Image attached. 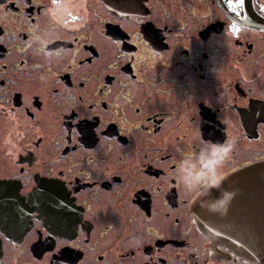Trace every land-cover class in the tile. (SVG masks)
<instances>
[{
    "label": "flooded vegetation",
    "instance_id": "af4514ba",
    "mask_svg": "<svg viewBox=\"0 0 264 264\" xmlns=\"http://www.w3.org/2000/svg\"><path fill=\"white\" fill-rule=\"evenodd\" d=\"M40 110L45 151L37 119L3 151L0 264H260L168 172L200 138L231 142L222 181L264 162V0H0L1 137Z\"/></svg>",
    "mask_w": 264,
    "mask_h": 264
},
{
    "label": "water",
    "instance_id": "95a60500",
    "mask_svg": "<svg viewBox=\"0 0 264 264\" xmlns=\"http://www.w3.org/2000/svg\"><path fill=\"white\" fill-rule=\"evenodd\" d=\"M247 177V180H240ZM253 183V185H251ZM223 187L235 186L239 188L226 215L210 212L200 207L195 208L197 225L212 240L233 243L244 251L255 252L264 264V162L251 166L245 172H238L234 176L222 181ZM214 193L216 190H213ZM248 236V239L244 238Z\"/></svg>",
    "mask_w": 264,
    "mask_h": 264
},
{
    "label": "clouds",
    "instance_id": "9594fccd",
    "mask_svg": "<svg viewBox=\"0 0 264 264\" xmlns=\"http://www.w3.org/2000/svg\"><path fill=\"white\" fill-rule=\"evenodd\" d=\"M42 52V48L37 49L38 54ZM231 152V142L200 138L195 150L190 148L172 161L176 167L168 176L174 177L190 198L198 199L201 208L224 216L240 191L235 186H222L221 169Z\"/></svg>",
    "mask_w": 264,
    "mask_h": 264
},
{
    "label": "rangeland",
    "instance_id": "374dc122",
    "mask_svg": "<svg viewBox=\"0 0 264 264\" xmlns=\"http://www.w3.org/2000/svg\"><path fill=\"white\" fill-rule=\"evenodd\" d=\"M175 4V3H174ZM27 91H28V95L31 97V96H33V94L34 93H36V91L35 90H33V89H27ZM44 113H46L45 112V110H40L38 113H37V118H35V119H28L29 120V122L30 123H27V121H26V119H23L22 121H21V124H19V126L16 124H13L12 122H11V119H8L6 122H4L5 124H4V127H5V130H3V132H6L7 133V137H8V135H10V138L8 137L7 138V141H6V139L4 138L3 139V136L1 137V135H0V161H2L0 164V173H2V172H6V171H8V169H12V168H15V165H13L12 163H11V159H10V156L11 155H9L10 153H11V150L13 149V145H10V141H12L13 139H14V137H15V135H16V131H19V130H22L23 129V127H25V128H31V130H29V132H28V134H29V139L31 138L30 137V135L32 134V130H35L34 129V127H35V122H36V119L38 120V125H39V132H38V134H41V137L43 138V140H41V138H39V142H37V143H39L38 144V146L39 147H41V149L43 150V151H45V149H44V145H47L46 143H47V138H48V136H49V134H50V132H48V131H46V130H44V128H43V124L45 125V123L43 122L45 119H46V117H45V115H43ZM27 124H28V126L30 125V127H27ZM21 125V126H20ZM4 127H3V129H4ZM36 135H37V133H36ZM41 140V141H40ZM14 141H17V139H14ZM13 142V141H12ZM8 147V155H9V157H8V159H2L3 158V156H4V154H3V151H5L4 149H5V147ZM37 146V145H36ZM19 147L20 146H17V149H19ZM18 151V150H17ZM17 151L15 152V149H13V155H15L16 153H17ZM6 152V151H5ZM41 153V152H40ZM43 154H44V152H42ZM5 158V157H4ZM4 160V161H3ZM37 246V245H36Z\"/></svg>",
    "mask_w": 264,
    "mask_h": 264
},
{
    "label": "snow or ice",
    "instance_id": "6c2138e0",
    "mask_svg": "<svg viewBox=\"0 0 264 264\" xmlns=\"http://www.w3.org/2000/svg\"><path fill=\"white\" fill-rule=\"evenodd\" d=\"M239 3H241V4H242V3H243V0H239Z\"/></svg>",
    "mask_w": 264,
    "mask_h": 264
}]
</instances>
